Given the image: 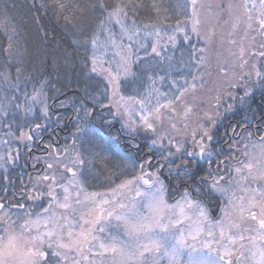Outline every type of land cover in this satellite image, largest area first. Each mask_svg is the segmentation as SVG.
Returning <instances> with one entry per match:
<instances>
[{
  "label": "snow or ice",
  "instance_id": "6c2138e0",
  "mask_svg": "<svg viewBox=\"0 0 264 264\" xmlns=\"http://www.w3.org/2000/svg\"><path fill=\"white\" fill-rule=\"evenodd\" d=\"M78 11L51 71L11 35L0 50V264H264V0ZM96 120L135 149L105 192L90 190Z\"/></svg>",
  "mask_w": 264,
  "mask_h": 264
},
{
  "label": "trees",
  "instance_id": "16d2710c",
  "mask_svg": "<svg viewBox=\"0 0 264 264\" xmlns=\"http://www.w3.org/2000/svg\"><path fill=\"white\" fill-rule=\"evenodd\" d=\"M63 2L66 4V8L63 12H59L53 4V0H0V24L4 25V27H0V50L7 45L8 36L11 35L13 42L19 43L22 49H27L29 52L39 50L42 53L41 58H46L49 61V71H51V60L54 56L59 57L65 51H73V29L64 20V16H79L78 7L85 6L87 0H63ZM41 3H47L48 7L42 8ZM5 6H7L6 11ZM194 40L195 38H193ZM79 55L82 56L83 53L81 52ZM69 79L74 83L75 74L66 73L63 77L64 82L67 83ZM261 98L264 99L260 91H257L255 98L250 101L253 107L261 104ZM58 111L66 116L72 114L71 108ZM241 115H243L242 112H237L234 116L230 115L229 119L234 121L239 119ZM227 122V120L224 122L225 125ZM74 124L75 121L71 120L70 129L73 131ZM92 127L95 126L92 124ZM223 131L224 128L221 127L216 135L219 137ZM96 132L98 134V131ZM118 132L113 131V134L118 135ZM47 140L48 138L45 141ZM109 143L110 141H100L93 144L92 151L96 160L92 168L94 179L90 181V190L92 191L106 190L119 183L123 178L119 175L118 165L119 158L124 155L118 148L122 154H119L118 160L117 158L114 160L108 151ZM26 159L27 157H23L22 161L25 162ZM113 160L116 161L114 165H112ZM112 173H116V175L112 176Z\"/></svg>",
  "mask_w": 264,
  "mask_h": 264
},
{
  "label": "flooded vegetation",
  "instance_id": "af4514ba",
  "mask_svg": "<svg viewBox=\"0 0 264 264\" xmlns=\"http://www.w3.org/2000/svg\"><path fill=\"white\" fill-rule=\"evenodd\" d=\"M261 99H263V98H261ZM58 110H60V109H54V111H58ZM104 118L107 119L108 117L105 115ZM70 122H71V120H66L65 122H63V124L61 125L60 128H56L54 123L51 126L52 129H55V134L61 138L62 143L64 142V139L69 136V133H71V131H73L70 129ZM113 123H114V126L109 128L106 125H104L100 120H96L95 123L93 124L96 128L92 127V124L89 125V127L98 131V135L104 138V140H102V141H110L108 151L114 160H116V158L118 160V156L121 152L123 153V154L121 153L122 155L134 154L135 149L128 143V140L130 138L123 136L122 133H119L118 131L120 129V125L118 123H115V122H113ZM65 124L67 125L66 129L64 127ZM113 131L114 132L116 131L119 134L118 135L113 134ZM43 136H44V140L49 138V130H45V132L43 133ZM112 137H116V140L113 141L111 139ZM118 148L121 150V152L118 151L119 150ZM114 160L112 161V165H114V163L116 162ZM19 164L21 165V167L16 168V173L23 174L24 178L26 180L27 179V171H31V169L28 165L25 164V162L22 161V159L19 161ZM22 164H25V165H22ZM22 168L27 169V171H22ZM173 187H175V185H173ZM178 191H182V188L175 190V191H172L171 197L168 198L169 202H173V198L177 197Z\"/></svg>",
  "mask_w": 264,
  "mask_h": 264
},
{
  "label": "rangeland",
  "instance_id": "374dc122",
  "mask_svg": "<svg viewBox=\"0 0 264 264\" xmlns=\"http://www.w3.org/2000/svg\"><path fill=\"white\" fill-rule=\"evenodd\" d=\"M195 43V40L193 41ZM120 183V182H119ZM118 184V183H117ZM112 187H115V185H113ZM111 188V187H110ZM107 190V189H106ZM106 190L103 191H98V192H105Z\"/></svg>",
  "mask_w": 264,
  "mask_h": 264
}]
</instances>
